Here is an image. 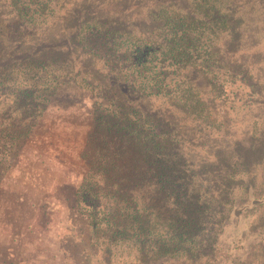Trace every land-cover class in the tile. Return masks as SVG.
Returning a JSON list of instances; mask_svg holds the SVG:
<instances>
[{"label":"trees","instance_id":"obj_1","mask_svg":"<svg viewBox=\"0 0 264 264\" xmlns=\"http://www.w3.org/2000/svg\"><path fill=\"white\" fill-rule=\"evenodd\" d=\"M91 1L78 0L75 5H103L106 11L118 12L127 0ZM176 1L150 0L140 18L143 26L92 15L71 32L74 48L62 51L53 41L37 39L31 51L37 47L38 53L25 50L24 59L20 52L0 59V124L9 146L31 136L49 114L61 85L70 84L88 97L55 106L66 114L56 111L54 126L61 140L82 138L86 174L76 177L72 168L32 144L25 158L6 171L0 194L7 195L6 202H28L33 212L42 206L44 215L50 206L55 207L52 215L74 202L88 219L92 245L108 262L143 255L167 261L166 255L179 251L183 243L196 244L194 205L203 199L202 186H215L213 194L220 197L219 184L225 180L214 176L216 160L209 161V155L202 156L196 170L188 167L180 130L184 123L221 130L216 116L235 111L234 101L250 104L256 96L249 76L254 68L240 57L251 55L247 45L256 33L264 36V0ZM59 3L0 0L10 18L7 28L14 47L32 44L26 41V30L35 35L48 25ZM201 76L209 84L208 94L199 85ZM238 150L232 151L233 163L243 159L236 169L244 172L245 154ZM13 172L20 173L24 183L11 179ZM36 186L47 187L50 194L41 203L32 192ZM227 191L232 197L233 191ZM33 230L32 224L19 233L15 245L43 256ZM55 234L62 264H79L77 237L64 228ZM40 263L37 258L35 264Z\"/></svg>","mask_w":264,"mask_h":264},{"label":"rangeland","instance_id":"obj_2","mask_svg":"<svg viewBox=\"0 0 264 264\" xmlns=\"http://www.w3.org/2000/svg\"><path fill=\"white\" fill-rule=\"evenodd\" d=\"M77 1L59 0L58 9L48 25L35 35L26 30L25 34L28 36L26 41L33 43H21L16 47L9 37L10 31L7 28V21L10 18L0 6V59L9 54L14 55V52H20V57L24 59L25 50L26 54L28 52L38 53L37 47L31 51L37 39L53 41L55 48L62 51H67L65 50L67 47L74 48L73 44L69 43L73 38V33L70 36L71 32L82 18L87 19L93 17L92 15L107 19L120 18V21L127 22L129 26L134 22H140L143 26L144 21L140 18L146 14V8L152 4L150 0H127L129 5L127 1L123 2L124 7L114 12L106 11V6L103 5L92 8L93 5L87 4L79 8L75 5ZM176 2L182 3L183 0ZM107 5L109 6L108 3ZM13 22L11 28L15 27ZM36 36L38 37L35 38ZM249 43H252V47ZM249 43L247 51L251 55L247 57V54H241L240 59L254 68V74H249L255 83L253 89L256 96L253 102L245 104L243 99L236 100L234 101L235 111H227L222 117L216 116L217 123H221V130L214 131L204 128L201 130L200 127H189L188 123H184L180 130L181 137L185 138V141L181 140L180 144L184 146L183 152L187 155L188 167L196 170L195 167L202 163V156L209 155V161L216 160L214 176L218 174V180H225V183L219 184L222 191L220 197L213 194L215 186L207 185V188L205 183L202 186L203 199L194 205L197 211V230L193 235L197 237L195 245L188 242L183 243L179 251L175 250L166 255L167 261H160L159 257L147 258L143 255L136 259L130 258L131 261L129 259L124 261L126 263L123 261L108 262L106 254L92 245L88 219L77 205L74 206V202H71L68 208H59L52 215H50L51 210L55 207L50 206V211L44 215L42 206H37L36 212H33L28 202H6L7 195L0 194V258L4 259L0 261L7 264L6 260L9 259L8 264H35L37 258H40V264H62L59 253L56 251L59 236L55 233L59 232L60 228H64L78 239L74 249L77 246L79 264H264V36L256 33L255 39ZM199 85L208 94L209 84L204 76H201ZM56 93L58 96H55V102L51 103L52 108L47 111L49 114L42 118L27 140L23 139L9 146L4 137L6 131L0 124V181L6 171L14 166L15 161L23 156L24 151L32 144L40 149L41 153L42 151L51 153L66 166L72 168L76 172V174L74 172L76 177L86 174L88 165L81 155L82 138L77 136L72 137L71 140H61L55 133L54 126L58 121L56 111L66 114L55 106L68 100L81 102L88 97L82 90L70 84L61 85ZM71 96L73 98H70ZM225 98L223 102H226ZM160 110L170 111L162 107ZM210 148L219 155L217 157L213 155L211 150L209 151ZM237 149H240L238 151L241 154H245V162H249L248 167L246 163L244 168L240 167L242 170L247 168L244 172L236 169L241 161H244L243 159H238L233 163L236 159L232 157V151L236 152ZM23 158L25 157L21 159ZM204 161V165L207 166L205 159ZM204 165H202L203 168H205ZM217 167L220 169L218 170ZM193 172L199 173L198 171ZM12 178L16 182L24 183L20 173L13 172ZM38 182L42 186V179ZM64 188L69 189V185H64ZM32 189H34L32 192L38 203L42 202L43 197L50 195L47 187L36 186ZM227 190L233 191L232 197H229ZM174 210H177L176 205ZM32 224L35 229L34 234L38 235L36 241L43 250V256H38V253L34 251L15 245L17 235L23 230L27 231ZM12 233L16 236L14 237ZM46 255L49 257H45Z\"/></svg>","mask_w":264,"mask_h":264}]
</instances>
